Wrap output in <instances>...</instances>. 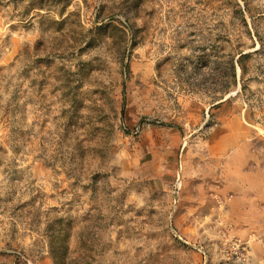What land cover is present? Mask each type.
Segmentation results:
<instances>
[{
  "label": "rangeland",
  "instance_id": "374dc122",
  "mask_svg": "<svg viewBox=\"0 0 264 264\" xmlns=\"http://www.w3.org/2000/svg\"><path fill=\"white\" fill-rule=\"evenodd\" d=\"M223 4L0 0V264H264V127L193 86L260 48Z\"/></svg>",
  "mask_w": 264,
  "mask_h": 264
},
{
  "label": "trees",
  "instance_id": "16d2710c",
  "mask_svg": "<svg viewBox=\"0 0 264 264\" xmlns=\"http://www.w3.org/2000/svg\"><path fill=\"white\" fill-rule=\"evenodd\" d=\"M215 1L221 3V5L214 6V9L216 10H220L221 7L224 6L223 3H226V5L231 8H238L236 13L239 15L241 23L245 28L244 34H246L250 39H253L252 47L258 43L260 48L253 53H246L242 50L241 45L239 46L240 36L236 37L231 34L229 37H218L215 39V45L213 46V57L215 60L212 62V66L214 73L211 74L210 77L200 75V78L196 79L193 86L198 90H203L206 86L209 93L212 95L211 108H217L220 105L229 102L231 97L224 100L225 96L229 94L230 91L236 89L239 84V91L233 98L243 97V101L246 105V121L250 124H258L261 127H264V116L259 118L256 117L254 113L255 103H253V100L255 99L253 98V94L248 89V84L252 82V80L258 84L263 82L258 81L256 77L252 79L247 78L252 71H256L257 69L251 62L253 55L260 53L263 49L261 38L256 31L257 26L254 29V33L251 32L250 29H248L247 17L253 21L257 15H262L264 7L262 9H257L256 7L251 6L255 0ZM237 1H241L243 4L240 5ZM232 3H234V5H231ZM199 59L201 67L206 65L208 62V58L204 54H201ZM254 67L255 69H253ZM237 70H239V76L237 74Z\"/></svg>",
  "mask_w": 264,
  "mask_h": 264
}]
</instances>
